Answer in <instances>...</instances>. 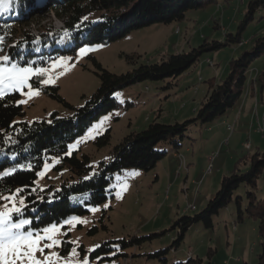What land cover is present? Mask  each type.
Listing matches in <instances>:
<instances>
[{
	"label": "rangeland",
	"instance_id": "obj_1",
	"mask_svg": "<svg viewBox=\"0 0 264 264\" xmlns=\"http://www.w3.org/2000/svg\"><path fill=\"white\" fill-rule=\"evenodd\" d=\"M34 1L38 4L40 0ZM249 1L217 0L202 8L188 10L181 20L153 23L131 30L115 40L84 44L72 54L59 55L46 65L33 67L48 69L47 74L34 75L32 78L39 76L37 81L40 83L51 77L54 83L40 85L42 88H55L60 98L33 85L31 78L29 83L33 89L39 88V94L26 95L27 87L23 92L18 91V101H26L20 103L24 114L18 119L27 122L48 119L53 112L59 116L70 115L73 109L66 107L64 102L73 108L79 107L99 85L94 59L103 68L119 74L130 71L141 63L159 62L169 54L187 52L204 41L223 42L228 33L237 32ZM8 12L0 14V21L5 19ZM61 22L52 10H47L35 15L21 31L34 34L43 27H59ZM15 34L13 41L22 38L20 33ZM262 35L264 9H258L253 19L243 28L242 39L248 42ZM3 43L0 45V56L4 54L5 42ZM81 48L88 50L80 53ZM248 48V44H226L218 49L205 50L194 65L175 79L144 80L114 91L113 95L122 103V107L102 113L88 124L83 134L68 144L76 145L70 153L76 151L78 154H87L92 165L96 166L102 159L110 160L114 145L122 137L132 131L144 129L152 121L174 124L193 118L195 110L204 100L210 81L218 83L224 80L230 72V61ZM127 56H132L133 59L129 60ZM61 57L65 58L63 62H59ZM53 61L58 62L55 68L52 66ZM251 65L257 71H262L264 52ZM199 77L202 78L201 81ZM261 82L257 80L258 87L262 85ZM256 123V114L252 110L247 118L240 116L236 124H231L234 132L230 135L227 132L218 134L220 127L211 126L213 123L206 126L191 125L182 145L176 150L179 153L177 157L169 143L161 144L160 148L166 153L152 169L140 171L130 168L115 173L106 199L89 207L87 213L71 214L39 229L26 226L41 234L45 228L58 226V232L54 235L62 243L52 249H45L44 253L37 252L36 257L44 259L46 254L56 252L59 260L52 257V264H64L66 260L69 264H80L84 259L89 264H159L158 259L149 257L148 253L170 246L172 239L178 234V229H171L173 222L180 216L193 215L202 210L218 190L222 177L234 168L240 157L257 151L264 153V131L257 132L259 127ZM231 125L228 127L232 128ZM207 126L213 129L209 131ZM106 131L109 133L108 142L100 143V136ZM248 142L251 148H248ZM216 152L214 160L209 162L207 157ZM180 156L184 158L186 168H179L182 164ZM47 164V169L43 166L39 170L44 175L37 176L35 180L41 188L51 184L57 186L59 182V173L52 163ZM247 188L240 185L234 193L235 196H240L243 206L247 203ZM235 196L224 209L213 215L212 227L196 222L186 230L176 252L168 251L169 264H185L188 251H192L194 257L202 259L204 264H259L261 239L258 220L246 217L243 221H237ZM256 196H264V170L258 179ZM76 198L71 196L73 200ZM15 199L18 206L24 205L18 204L21 197ZM11 204L12 201L2 199L0 208ZM190 204L195 209L188 208ZM72 217H77L84 223H64ZM19 218L31 220L28 216ZM164 230L167 232L143 239L136 245L122 246V240L140 238ZM64 241L69 242V246ZM107 241L110 250L93 254L100 244ZM118 253L127 255L116 256ZM237 258L239 261H236Z\"/></svg>",
	"mask_w": 264,
	"mask_h": 264
},
{
	"label": "trees",
	"instance_id": "obj_2",
	"mask_svg": "<svg viewBox=\"0 0 264 264\" xmlns=\"http://www.w3.org/2000/svg\"><path fill=\"white\" fill-rule=\"evenodd\" d=\"M213 2L217 0H44L42 11L37 12L34 0H14L12 9L0 21V37L4 38L7 55L13 61L21 66L31 64L32 67H38L59 55L72 54L84 44L115 40L131 30L153 23L181 20L188 10L199 9ZM258 9H264V0H250L237 32L228 33L223 42L204 41L187 52L169 54L159 62L141 63L130 71L116 74L103 68L94 59L99 85L79 107L73 108L64 102L66 107L73 109L70 115L59 116L53 112L48 119L27 122L18 119L24 114L22 105L17 103L18 91L9 92L0 99V173L16 169L7 176H0V195L7 196L21 189L16 197H21L24 205L16 218L28 216L31 218L30 226L39 229L71 214L87 213L89 207L106 199L115 173L130 168L140 171L152 169L166 153L160 148L161 144L169 143L176 153L191 125L206 126L213 123L235 106L245 92L252 61L264 52V35L245 43L250 48L230 61V72L224 80L218 83L210 81L204 100L195 110L193 118L174 124L152 121L144 129L122 137L114 145L110 160L102 159L96 166L92 165L87 154H78L76 151L67 153L68 144L83 134L88 124L100 114L122 107V103L113 95L114 91L144 80L175 79L194 65L203 51L218 49L226 44H239L243 28ZM47 10H52L62 20L64 27H43L38 31V36L21 31L35 15ZM15 33H20L22 39L15 45L7 43L14 39ZM3 41L0 45L4 44ZM127 57L133 59L132 56ZM259 75L264 78V70ZM38 77L32 78L33 85L60 98L55 88H42ZM108 139L109 133L106 131L100 136V143H106ZM47 162L52 163L59 173V182L57 186L51 184L41 188L35 180ZM263 170L264 153L257 151L240 157L234 168L222 177L218 190L202 210L193 215L180 216L173 222L171 229H178V234L170 246L148 253V256L157 258L159 264H169L167 253L176 250L186 230L196 222L212 227L213 215L224 209L233 200L235 190L244 185L249 188L246 190L247 203L243 206L240 196H235L236 219L243 221L246 217H254L258 220L261 239L258 263L264 264V196H256L258 179ZM73 195L77 197L74 200L71 199ZM165 232L167 230L140 238L131 237L122 240V246L136 245L143 239ZM64 243L67 246L70 244L67 241ZM108 243L100 244L93 254L110 250ZM117 255L123 257L127 254ZM185 264L204 263L202 259L188 253Z\"/></svg>",
	"mask_w": 264,
	"mask_h": 264
},
{
	"label": "snow or ice",
	"instance_id": "obj_3",
	"mask_svg": "<svg viewBox=\"0 0 264 264\" xmlns=\"http://www.w3.org/2000/svg\"><path fill=\"white\" fill-rule=\"evenodd\" d=\"M13 3L14 0H0V14L11 10ZM3 39V37H0V42ZM87 50L86 48H81L79 51L80 53H85ZM64 59V57L59 58V62H63ZM57 63V61H53V68L57 66ZM47 72L48 69L33 68L31 64L21 66L8 55L0 56V99H3L9 92H23L25 87L28 88V92L25 93L26 95H38L39 88L33 89L29 81L34 75L47 74ZM40 83L45 85L52 84L54 80L49 77L48 79L40 81ZM24 102L26 101H18L17 103ZM74 147H76L74 144L68 145V154H70L71 149ZM28 167L31 168V165H28ZM48 167L49 165L45 163L44 168L47 169ZM15 171L16 169L12 168L0 173V176H7ZM37 175L43 176L44 172L41 171ZM85 179H89V177H85ZM20 191L21 189H16L15 192H10L8 196L0 195V199L12 201L11 206L5 205L4 208H0V264H52V257H57V260H59L58 253H48L44 259H38L36 253H44L45 249H52L62 243L54 235L58 232V226L52 225L45 228L42 230V234L31 228H26V226L31 224V220L27 218H16L22 212V208L17 205L15 199L16 194ZM23 203L24 201L21 198L18 204L23 205ZM73 222L84 223V221H81L77 217H72L64 221L65 224ZM72 254H75V249H73ZM64 264H69V261L66 260ZM80 264H89V262L87 259H84Z\"/></svg>",
	"mask_w": 264,
	"mask_h": 264
},
{
	"label": "crops",
	"instance_id": "obj_4",
	"mask_svg": "<svg viewBox=\"0 0 264 264\" xmlns=\"http://www.w3.org/2000/svg\"><path fill=\"white\" fill-rule=\"evenodd\" d=\"M245 43H246V40H245ZM245 43L239 44V45H245ZM249 69H250V71L248 72V76H249L248 77V83L245 85L246 87H245V92L243 93V95L239 98V100L237 101L235 106L228 109L223 115L219 116L213 122V124H211V126L215 125V126L220 127V129L218 130V132H219L218 134H221V133L223 134L226 132L228 133V135L232 134L234 132L232 123L236 124L237 121L239 120L240 116L247 118V116L251 114L252 110H254V112L256 114V120H257L256 125L258 124V127L261 125L263 128L262 131H259V130L258 131L259 132L264 131V124H263L264 123V117L263 118L259 117L260 115L264 116V78H260L259 74L261 71H257L258 69L256 67H254V66L252 67V65H251V67ZM201 80H202V78L199 77V81H201ZM257 80L262 81L261 82L262 85L259 87L257 86ZM235 108H237V109L235 110ZM253 121H254V119H253ZM228 125H231L232 129H229ZM211 126H207V129L209 130L211 128ZM213 127H212V129H213ZM212 129H210L209 131H211ZM247 144L249 145L248 148H251V144L249 142ZM214 158L212 160H214ZM207 160H208V157H207ZM211 161H209V162H211ZM194 209H195V206H194ZM175 252H176V250H175ZM188 253L193 255L192 251H188L187 255H188ZM175 260H177V259H175ZM179 260L180 261L182 260L181 256H180ZM236 261H239V258H237Z\"/></svg>",
	"mask_w": 264,
	"mask_h": 264
},
{
	"label": "built area",
	"instance_id": "obj_5",
	"mask_svg": "<svg viewBox=\"0 0 264 264\" xmlns=\"http://www.w3.org/2000/svg\"><path fill=\"white\" fill-rule=\"evenodd\" d=\"M243 43H245V40H244V39H241V41L239 42V44H243ZM209 62H211V61L209 60ZM229 129H232V128H229ZM259 129H260V131L263 130V128H262L261 126H259ZM175 155H176V157H177V153H176ZM216 155H217V152H216V153H212V154L208 157V160L211 161ZM187 207L190 208V209H194V205H193V204H190V206H187Z\"/></svg>",
	"mask_w": 264,
	"mask_h": 264
},
{
	"label": "bare ground",
	"instance_id": "obj_6",
	"mask_svg": "<svg viewBox=\"0 0 264 264\" xmlns=\"http://www.w3.org/2000/svg\"><path fill=\"white\" fill-rule=\"evenodd\" d=\"M229 128V127H228ZM231 128V127H230ZM259 131H260V129H259ZM258 131V132H259ZM177 153V152H176ZM179 155V153H177V156ZM180 158H181V162H182V164H180L181 166H179V168H183V167H185V160H184V158H182V156H180ZM186 168V167H185Z\"/></svg>",
	"mask_w": 264,
	"mask_h": 264
}]
</instances>
